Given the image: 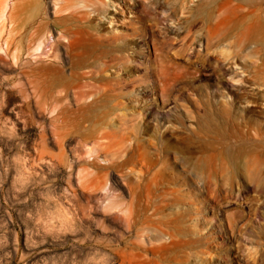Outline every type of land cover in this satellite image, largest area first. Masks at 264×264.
I'll use <instances>...</instances> for the list:
<instances>
[{
	"label": "rangeland",
	"instance_id": "1",
	"mask_svg": "<svg viewBox=\"0 0 264 264\" xmlns=\"http://www.w3.org/2000/svg\"><path fill=\"white\" fill-rule=\"evenodd\" d=\"M14 1L13 24L0 31V264H264V0ZM39 25L55 31L43 48L58 42L71 83L72 54L95 29L106 53L97 63L110 62L111 94L121 97L22 109L5 41ZM65 29L76 31L72 48L57 33ZM58 89L46 85L49 102ZM51 124L70 148L94 146L109 125L117 140L137 138L133 157L98 148L119 197L102 173L89 192L69 165L34 161Z\"/></svg>",
	"mask_w": 264,
	"mask_h": 264
},
{
	"label": "bare ground",
	"instance_id": "2",
	"mask_svg": "<svg viewBox=\"0 0 264 264\" xmlns=\"http://www.w3.org/2000/svg\"><path fill=\"white\" fill-rule=\"evenodd\" d=\"M74 1L81 3L84 0ZM6 2H4L6 6L0 9V31L5 30L6 22H9L11 25L13 24L14 13L12 10L6 13L8 7V2ZM18 2H20V0L12 2L13 7H15V3L17 5ZM40 2L41 0L38 3L41 4ZM78 13L82 16L87 15V13L83 11H78ZM71 14L72 13H68V15ZM82 25L81 27H84V24ZM48 27L39 25L36 30L29 33L25 41L24 36H19L15 44H11L8 40L5 41L6 55H4L13 60V66L16 68V75L13 79L15 82V89L22 99L20 104L22 109L51 110L52 113L55 111L63 112L73 107L76 109H86L91 105L99 103L103 98L111 100L116 97H121L120 92L114 91V93L111 94V90L114 89L111 88V81H109L107 78L108 76L105 74L110 62L105 61L97 63L100 56L106 53L105 51L97 52V48H95L98 44L93 37L97 34L95 29L86 33L88 40L91 41L87 50L81 54H72V56L78 59L72 61L71 76L75 78V81L71 83L69 79L66 81V78L60 75L62 73L60 65L63 62L65 53L61 52V47L58 42L54 41L51 43L48 50L43 48V44L46 41V34L55 32ZM15 30L16 27L12 28V31ZM12 31L9 33L10 36ZM75 32L76 31L72 29H65L59 30L57 33L58 35L60 33V38L67 39L68 47L72 48L74 45L73 38L76 34ZM0 50H3V45L1 43ZM92 58L93 60L89 61ZM92 63L93 65H91ZM87 64L92 67L86 71H82L81 69L88 66ZM51 83H54V86H57L59 89L55 100L49 102L48 97H45L44 93L46 91V85ZM100 91L103 92L98 96L97 94ZM117 105H122V103L118 101ZM113 107L118 108L116 105ZM54 119H56V117ZM110 129L111 125H109L108 130ZM108 130L101 133L97 140L93 142L94 146H90L89 142L86 140H79L76 142L75 147L70 148L68 139L56 131L54 124H51L50 127L44 126L43 131H40V143L36 144V147H34V161L46 160L48 164L53 167L61 166L62 164L69 165L70 173L77 170L78 183L89 192L95 191L94 185L88 183L90 176L102 173V178L104 177L105 180L103 186H106L108 180L111 179V196L117 198L121 195L120 190L117 188L118 182L112 170L110 172L106 165H100L97 162L99 156L98 148H107L111 146V148H115V152L113 153L114 156L118 157L123 151H126L133 157L137 150L140 149L138 148L140 144L137 142V138L134 139V144L127 143L131 137H122L120 140H117L114 134L115 131ZM51 142L57 145L59 152L54 153L47 147L48 144L51 146ZM85 152L88 153L89 157H93L92 160H82ZM164 153H166V155L169 154L168 151H164ZM147 156L142 152L136 155L139 165L142 167H147ZM71 191L76 190L71 189Z\"/></svg>",
	"mask_w": 264,
	"mask_h": 264
}]
</instances>
